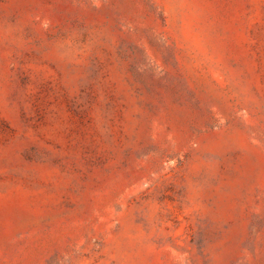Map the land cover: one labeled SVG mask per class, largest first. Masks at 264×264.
<instances>
[{"label":"rangeland","instance_id":"rangeland-1","mask_svg":"<svg viewBox=\"0 0 264 264\" xmlns=\"http://www.w3.org/2000/svg\"><path fill=\"white\" fill-rule=\"evenodd\" d=\"M0 264H264V0H0Z\"/></svg>","mask_w":264,"mask_h":264}]
</instances>
